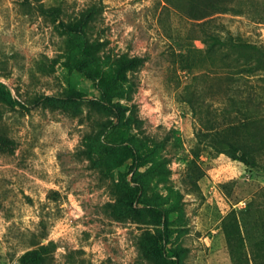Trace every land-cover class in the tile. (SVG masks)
Wrapping results in <instances>:
<instances>
[{
  "label": "rangeland",
  "instance_id": "rangeland-1",
  "mask_svg": "<svg viewBox=\"0 0 264 264\" xmlns=\"http://www.w3.org/2000/svg\"><path fill=\"white\" fill-rule=\"evenodd\" d=\"M230 37L264 46V0H0V264H264V60Z\"/></svg>",
  "mask_w": 264,
  "mask_h": 264
},
{
  "label": "trees",
  "instance_id": "trees-1",
  "mask_svg": "<svg viewBox=\"0 0 264 264\" xmlns=\"http://www.w3.org/2000/svg\"><path fill=\"white\" fill-rule=\"evenodd\" d=\"M207 10H209L208 15L202 16V17H200L199 15H192V13H188V14H190V16L197 17L196 19H204L205 17L214 16L215 14L222 12V11H229L230 7L222 3L214 2L208 5ZM211 38L216 40L218 37L216 35H212ZM224 43L231 45L233 49H236L240 52H245L249 54H257L258 55L257 63L262 62V60H264V46H259L257 44H251V43H246L244 41H239V40L234 39V37H230L229 39L224 41ZM130 62H134V60ZM245 68L254 69L255 67L254 65L246 63ZM109 107L112 108L113 106L109 104ZM112 109H114V114H118L117 109L115 108H112ZM226 146H227L226 152L232 157V159L242 161L247 166L253 165V164L255 165V163H252V161L249 159L245 151H242V153H240L241 149L237 147L236 145H233L232 143H226Z\"/></svg>",
  "mask_w": 264,
  "mask_h": 264
}]
</instances>
